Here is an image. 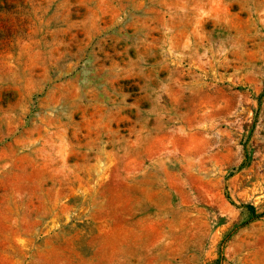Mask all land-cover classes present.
Masks as SVG:
<instances>
[{
	"label": "rangeland",
	"instance_id": "374dc122",
	"mask_svg": "<svg viewBox=\"0 0 264 264\" xmlns=\"http://www.w3.org/2000/svg\"><path fill=\"white\" fill-rule=\"evenodd\" d=\"M0 264H264V0H0Z\"/></svg>",
	"mask_w": 264,
	"mask_h": 264
}]
</instances>
